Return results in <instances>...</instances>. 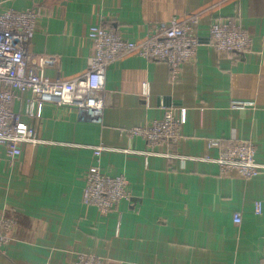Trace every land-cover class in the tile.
<instances>
[{
	"label": "crops",
	"instance_id": "0c3cea01",
	"mask_svg": "<svg viewBox=\"0 0 264 264\" xmlns=\"http://www.w3.org/2000/svg\"><path fill=\"white\" fill-rule=\"evenodd\" d=\"M0 7L36 8L31 49L56 58L44 69L50 79H69L88 68L91 25L134 40L154 24L199 13L190 24L199 42L196 59L176 81L166 63L128 55L105 73L110 105L101 124L75 108L46 102L27 119L43 142L24 145L14 163L0 147V212L15 223L0 248V264H71L86 253L106 264H260L264 170L247 179L221 175L210 160L218 151L209 140H249L264 165V0H0ZM216 18L248 31L245 55L216 51L209 40ZM233 101L251 106L232 109ZM13 107L23 105L19 100ZM167 108L182 110L181 140L156 151L183 158L145 154L143 138L120 134L161 118ZM100 142L137 151L105 150L99 156L101 171L125 177L131 192L129 201L106 215L81 201V172L94 163L91 147ZM256 200L262 202L260 214L253 211ZM236 211L239 225L232 221Z\"/></svg>",
	"mask_w": 264,
	"mask_h": 264
},
{
	"label": "built area",
	"instance_id": "2783aa9c",
	"mask_svg": "<svg viewBox=\"0 0 264 264\" xmlns=\"http://www.w3.org/2000/svg\"><path fill=\"white\" fill-rule=\"evenodd\" d=\"M39 13L35 7L22 10L0 7V147L6 150L9 163H14L26 144L43 142L36 136L28 118L42 103H53L58 107L75 108L88 121L101 124L104 110L110 105V95L105 90V73L117 60L128 55L140 56L146 60L161 61L168 65L169 78L176 81L182 68L196 59L199 44L197 35L190 31V24H196L198 16L172 17L166 22L154 24L143 38L128 39L101 25L88 27L86 35L92 45L88 68L69 79L44 75L45 67L56 58L37 54L31 49ZM209 40L219 53L245 55L251 48L248 31L231 19L216 18L209 23ZM142 96L147 99L148 83L141 84ZM28 94L23 98L24 94ZM23 108L15 109L19 101ZM250 102L233 101L232 109L250 107ZM183 113L167 108L161 118L142 126L120 129L131 137H141L146 142L145 154L166 157H180L171 151L157 152L159 146L174 147L180 140L179 126ZM217 148V157L210 159L218 166L221 175L250 178L256 176L264 165L254 156V144L249 140L233 139L229 145H221V139L209 140ZM94 163L81 172L83 180L82 203L97 208L106 215L116 210L118 204L129 201L131 192L128 181L122 175L111 176L99 167V156L105 150L125 153L137 152L130 149L105 146L98 143L91 147ZM209 160L208 157L203 158ZM253 211L260 214L262 202L253 203ZM242 215L236 211L232 216L234 224L241 223ZM13 219L0 212V248L9 242L14 227ZM71 264H106L94 254H79ZM143 264V263H142ZM260 264H264V257Z\"/></svg>",
	"mask_w": 264,
	"mask_h": 264
},
{
	"label": "trees",
	"instance_id": "16d2710c",
	"mask_svg": "<svg viewBox=\"0 0 264 264\" xmlns=\"http://www.w3.org/2000/svg\"><path fill=\"white\" fill-rule=\"evenodd\" d=\"M191 16H199V13L196 12V13H194V14H191ZM223 142H224V141H223ZM227 143H228V142H227ZM227 143H226V145H229L231 142L228 143V144H227ZM221 145H225V144H223V143L221 142Z\"/></svg>",
	"mask_w": 264,
	"mask_h": 264
}]
</instances>
